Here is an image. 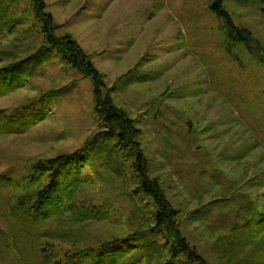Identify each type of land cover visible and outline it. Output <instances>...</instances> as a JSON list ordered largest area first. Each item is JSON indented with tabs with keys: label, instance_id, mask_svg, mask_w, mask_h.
Here are the masks:
<instances>
[{
	"label": "rangeland",
	"instance_id": "1",
	"mask_svg": "<svg viewBox=\"0 0 264 264\" xmlns=\"http://www.w3.org/2000/svg\"><path fill=\"white\" fill-rule=\"evenodd\" d=\"M43 1L56 35L72 36L114 104L134 120L148 174L178 211L189 244L208 264H264V96L257 95L264 65L245 54L242 68L227 56L208 0ZM226 7L264 47V3L227 0ZM5 23L0 66L33 56L46 42L30 0H0V27ZM5 86L0 126L8 120L23 131L0 127V264H41L47 230L68 249L98 247L145 228L152 200L118 177L117 167L129 175V162L113 141L115 152L108 147L83 166L78 194L80 203L95 204L94 213L109 207L108 215L77 221L66 213L36 223L24 214L18 202L25 190L13 181L35 175L40 160L81 149L102 124L93 79L57 52L32 76ZM19 113L36 121H19ZM37 179L47 183L44 175ZM144 253L121 264H147Z\"/></svg>",
	"mask_w": 264,
	"mask_h": 264
},
{
	"label": "trees",
	"instance_id": "2",
	"mask_svg": "<svg viewBox=\"0 0 264 264\" xmlns=\"http://www.w3.org/2000/svg\"><path fill=\"white\" fill-rule=\"evenodd\" d=\"M226 1L208 0V9L221 24L227 56L242 68L246 67L241 58L245 54L264 65V47L255 41L252 32L235 23L226 7ZM232 1L240 5H248L256 1L264 3V0ZM30 3L46 42L33 56L0 66V96L4 93L5 85L15 79L32 76L44 57L57 52L72 68L93 79L95 113L102 124V131L74 153L38 161L31 170L35 175L18 176L13 182L25 190L19 198L20 208L36 223H44L55 216L64 217L66 213L69 218L77 221L87 219L98 221L99 218L108 215L109 207H106L102 214L94 213L89 209L95 204L80 203L78 194L83 183V166H87L90 159L94 160L103 155L108 147L110 149L107 152H115L109 146V141H113L114 146L124 152V157L129 162V175L117 167L118 177L124 179L127 184L132 183L135 194L143 199L152 200L150 212L144 219L147 223L145 228H140L127 237L103 242L98 247L86 245L78 247L74 244L65 249L58 246L52 231L47 230L46 240L41 244V264H121L131 253L143 251L144 257L146 256L148 260L147 264H208L183 236L178 221L179 213L167 199L159 180L149 176L147 160L138 142L139 133L134 126V120L124 109L114 104L113 98L106 90L102 74L72 36L56 35L53 16L46 11L45 2L30 0ZM5 26L6 23L0 27V31ZM263 76L264 74L260 73V77ZM259 92L260 96H264L263 87L257 91V95ZM17 115L19 121L22 119L28 120L29 123L36 121L30 120L31 117L21 116V113ZM2 118L3 116H0V119ZM4 123L7 125L0 127L5 133L14 134L23 131L19 126L14 127L11 121L7 120ZM81 157L84 158L78 162ZM116 162H119L117 165H122L120 160ZM40 175L46 176L45 185L37 179ZM31 188L33 190L26 192V189Z\"/></svg>",
	"mask_w": 264,
	"mask_h": 264
}]
</instances>
